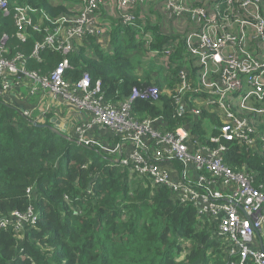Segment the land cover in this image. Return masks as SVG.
Returning a JSON list of instances; mask_svg holds the SVG:
<instances>
[{
    "label": "built area",
    "instance_id": "built-area-1",
    "mask_svg": "<svg viewBox=\"0 0 264 264\" xmlns=\"http://www.w3.org/2000/svg\"><path fill=\"white\" fill-rule=\"evenodd\" d=\"M58 1L67 13L49 19L51 26L44 28L45 14L34 22L38 9L0 0V16L12 17L17 27L14 36L21 42L29 40L30 29L44 31V38L35 43L29 56L14 52L11 36L2 34L0 105L20 108L35 124L60 120L66 134L79 145L104 153L111 166L127 168L132 177L149 186L167 187L178 203L196 207L200 218L215 224L213 234L227 244L226 253L238 258L231 264H264V191L255 186L254 176L237 172L224 161L227 142L232 141L264 154V0ZM231 5L239 6L244 25L255 27L254 41L260 46L252 60L227 53L237 39L228 32L233 21L223 20L224 7ZM153 7L160 11V28L175 29L194 55V73L182 66L170 90L178 94L177 115H191L192 124L171 127L164 116L136 117L135 101L157 100V85L134 87L128 98L112 103L105 100L101 80L93 81L90 73L83 72L77 80L69 76L68 58L46 74L29 67L30 58L42 62L45 48L67 54L85 45L89 36L110 52L111 33L118 25L140 29L143 36L139 40L149 57L168 59L178 41L171 37L161 48L152 49L155 37L144 29L145 19L157 23L151 17ZM174 20L179 24L172 23ZM87 51L88 56L93 54L92 49ZM211 59L217 61V67L210 65ZM32 98L35 102L31 103ZM194 124L217 131L204 138L194 132ZM34 210L29 205L25 212L15 210L3 216L0 229L12 227L21 232L27 225H35Z\"/></svg>",
    "mask_w": 264,
    "mask_h": 264
},
{
    "label": "trees",
    "instance_id": "trees-1",
    "mask_svg": "<svg viewBox=\"0 0 264 264\" xmlns=\"http://www.w3.org/2000/svg\"><path fill=\"white\" fill-rule=\"evenodd\" d=\"M9 2L38 9L35 23L45 14L44 28L51 26L49 19L67 13L65 7L51 5V0ZM16 31L12 17L0 16V38L9 34L14 52L29 56L44 38V31L30 29L29 40L23 43L14 36ZM152 33L156 38L152 49L170 39L156 28ZM137 34L134 28L118 25L111 33L110 52L89 36L85 45L67 54L45 48L42 62L30 58L29 67L46 74L68 58L69 76L77 80L83 72L90 73L93 81L101 80L105 100L112 103L128 98L134 87L157 85V100L135 101L136 117L164 116L171 127L192 124L191 115H177L178 94L170 91L185 64L184 46L169 58L177 67L171 63L159 68L149 55L147 66L143 54L148 49ZM88 48L93 50L91 56ZM44 125L35 124L18 107L0 105V218L15 210L25 212L29 205L37 215V223L21 232L0 229V264H231L238 260L214 236L215 224L200 218L193 205L178 203L169 188L149 186L127 168L111 166L99 150L63 138ZM196 125L194 132L204 138L217 131ZM227 147L225 163L254 176L255 186L264 191V154L237 141L227 142Z\"/></svg>",
    "mask_w": 264,
    "mask_h": 264
},
{
    "label": "crops",
    "instance_id": "crops-1",
    "mask_svg": "<svg viewBox=\"0 0 264 264\" xmlns=\"http://www.w3.org/2000/svg\"><path fill=\"white\" fill-rule=\"evenodd\" d=\"M51 5H53L55 7H57V6L65 7L64 5L60 4V2L58 0H51ZM156 8L157 7L151 8L150 13H151V17L155 16L154 18H155V20H157V23L153 22V20H151V23H150V21L148 19H145V20H143V22L145 24L144 29L147 30V29H149L148 27H150L149 30L150 31H154V28H156L161 34H163V35H165V36H167L169 38L172 37L175 40H177L178 41V43H177L178 44V48L177 49H179L180 46H184V50H185V53H184V55H185V64H184V66L187 67L188 69H190V71L192 73H194V65H195V63H193L195 61L194 55L187 51V48H186V45L183 42L182 36L178 35L175 32V29L170 28L168 30H165V29H161L160 28L159 23H160L161 16H160V11H158ZM247 12H249V11H247ZM239 14H240V8H239L238 5H231V6H225L224 7L223 20L225 22L228 21V20H232L233 21V25L230 27V31H228V32H230L232 35H236V37H237L236 42H235V46H233L232 51H229L227 53H234V54L237 55V57L239 59H243L244 60L246 58H249L248 60H252V56L257 54V52H258V45H259L258 43H256L254 41V38L256 37V30H255V27L253 26V24H249V25L245 24L244 25L243 21L239 18ZM219 21H220V17H219ZM172 23L179 24V21H175L174 20V22H172ZM136 30L138 32H140V29H136ZM154 37H155V35H154ZM155 40H156V38H155ZM146 53L150 54V52L148 53L147 51H146ZM246 54L249 57L245 56ZM210 58H211V56H210ZM151 59H153V58L151 57ZM159 59L162 60V65L170 63L169 62V58L168 59L159 58ZM159 59H153V60L158 62ZM209 63H210V65L213 64L215 67H217V65H216L217 61L215 59H211ZM174 65H177V64H174ZM195 72L197 73L196 70H195ZM217 75H218V72L216 73V76ZM30 101H31V103L35 102V99L32 98ZM33 113L35 115V113H37V111H35ZM37 115L38 114H36V116ZM53 124H54V122L50 121L49 125H53Z\"/></svg>",
    "mask_w": 264,
    "mask_h": 264
},
{
    "label": "water",
    "instance_id": "water-1",
    "mask_svg": "<svg viewBox=\"0 0 264 264\" xmlns=\"http://www.w3.org/2000/svg\"><path fill=\"white\" fill-rule=\"evenodd\" d=\"M52 121L54 122L53 125L45 124L44 126L49 127L52 131H54L55 133H57L61 137L74 141V139L72 137H70L68 134L65 133L64 124L61 123L60 120L54 119ZM60 126H62V129H60Z\"/></svg>",
    "mask_w": 264,
    "mask_h": 264
},
{
    "label": "rangeland",
    "instance_id": "rangeland-1",
    "mask_svg": "<svg viewBox=\"0 0 264 264\" xmlns=\"http://www.w3.org/2000/svg\"><path fill=\"white\" fill-rule=\"evenodd\" d=\"M143 36V34H141L140 32H138V34H137V39H140L141 37ZM112 43L109 45V48H112ZM146 56H148V54L147 53H144L143 54V57H144V59H145V61H144V65H149V61L146 59ZM151 58V57H150ZM155 63H157L158 65H159V68H161L162 67V60L161 59H159V61L158 62H155ZM156 65V64H155ZM172 76L173 75H169V79L171 78L172 79ZM48 99V98H47ZM61 100H63V99H60V101ZM43 123H46V124H49V122H43ZM35 211V210H34ZM25 218V215L22 213V220Z\"/></svg>",
    "mask_w": 264,
    "mask_h": 264
}]
</instances>
